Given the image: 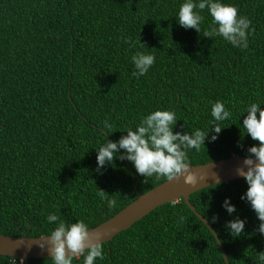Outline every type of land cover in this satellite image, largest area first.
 I'll return each mask as SVG.
<instances>
[{
    "label": "trees",
    "instance_id": "16d2710c",
    "mask_svg": "<svg viewBox=\"0 0 264 264\" xmlns=\"http://www.w3.org/2000/svg\"><path fill=\"white\" fill-rule=\"evenodd\" d=\"M224 2L252 22L247 50L204 37L212 19L206 10L201 33L180 27L183 0H0L1 234H49L55 227L46 222L49 214L69 223L84 220L92 229L167 181L153 177L144 183L126 160H115L103 174L96 171L95 149L157 109L174 111V132L191 134L208 131L212 104L223 101L231 119L221 124L225 129L215 142L187 153L188 163L247 156L256 142L241 128L243 110L253 102L264 109V0ZM138 51L156 57L140 78L132 75L131 62ZM105 120L113 128L103 136ZM247 187L240 179L190 196L229 264H260L264 253L260 221L240 199ZM225 198L236 213L222 208ZM107 199L116 206L109 208ZM237 217L246 224L234 238L224 226ZM103 251L95 264H226L214 235L183 200L157 208L103 243ZM0 264L13 259L0 256ZM73 264H83V257Z\"/></svg>",
    "mask_w": 264,
    "mask_h": 264
},
{
    "label": "clouds",
    "instance_id": "9594fccd",
    "mask_svg": "<svg viewBox=\"0 0 264 264\" xmlns=\"http://www.w3.org/2000/svg\"><path fill=\"white\" fill-rule=\"evenodd\" d=\"M205 10L212 19L204 37H220L233 48L248 49L249 37L253 31L252 22L239 15L236 6L225 3L224 0H183L176 21L185 30L194 29L201 33V24L205 19L201 13ZM131 62L135 69L132 75L140 78L149 73L156 57L138 51L131 57ZM211 116L213 119L207 132L197 129L189 134L186 131L174 132L178 122L174 111H151L139 120L134 129L129 127L121 132L127 133L126 135L116 141L107 139L95 149L96 171L103 174L101 170L106 166H113L115 160H126L133 165L138 175L145 178L144 183L153 177L157 180L166 178L172 181L184 176V183L195 187L198 182L197 175L190 169L187 153L190 150L199 151L202 145L205 147L206 140L215 142L225 129L221 124L231 119L232 111L226 108L223 101L217 100L212 104ZM242 116L244 119L241 128L246 136H250L256 143L247 149L242 166L236 170L237 175L242 177L248 186L240 199L250 205L260 221L257 231L264 235V109L260 103L253 102L244 108ZM112 128L113 124L105 120L100 131L106 136L105 133L109 135ZM210 132L215 135H210ZM97 195L101 200H106L108 196L101 190H98ZM116 203L114 199H107L109 208L115 207ZM222 208L229 215L237 212L230 198H225ZM217 220L218 216H213L211 223H216ZM46 222L54 224L55 227L49 234L41 236L40 240H46L47 243H40L39 247L49 252L53 264H73L77 257H83V264H95L98 259H104L103 243L99 238L94 240L90 236L89 225L84 220L69 223L56 214H49ZM245 224V220L237 217L227 221L224 227L229 235L237 238L244 232ZM258 258L260 264H264V253H260ZM13 264L17 262L13 260ZM19 264H24V260H20Z\"/></svg>",
    "mask_w": 264,
    "mask_h": 264
},
{
    "label": "water",
    "instance_id": "95a60500",
    "mask_svg": "<svg viewBox=\"0 0 264 264\" xmlns=\"http://www.w3.org/2000/svg\"><path fill=\"white\" fill-rule=\"evenodd\" d=\"M246 157L232 156L228 159L210 162L204 165H190V169L197 175V184L195 187L184 183V176L172 181H165L154 189L148 191L99 226L90 229V236L95 240L100 239L101 243L112 241L119 233L127 231L136 222L155 211L165 204H174L183 200L196 217L208 228L214 235L218 246L220 247L226 264H229L225 249L217 236L212 225L202 216L190 203V196L205 188L228 184L235 180L243 179L237 175V168L241 167ZM219 181V183H217ZM41 237H15L6 236L0 233V256L10 257L13 260L27 259H51L47 250L39 247Z\"/></svg>",
    "mask_w": 264,
    "mask_h": 264
}]
</instances>
